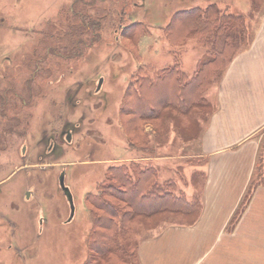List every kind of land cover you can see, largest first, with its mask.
Segmentation results:
<instances>
[{"label":"rangeland","instance_id":"374dc122","mask_svg":"<svg viewBox=\"0 0 264 264\" xmlns=\"http://www.w3.org/2000/svg\"><path fill=\"white\" fill-rule=\"evenodd\" d=\"M212 2L239 16L247 28L229 55L248 47L264 0H0V264L83 261L90 225L84 195L94 190L107 166L135 156L118 120L124 90L140 63L160 67L176 61L191 73L200 58L210 59L193 38L181 48L171 46L163 29L176 11ZM189 27L175 17L171 43L181 42ZM138 28L143 31L130 33ZM209 93L201 109L206 113L194 110L190 100L176 105L195 112L185 120L175 114L157 139L160 144L153 140V153L166 155L154 162L158 180L172 178L177 193L197 205L206 173L198 148L213 107ZM145 124L154 139L156 128ZM259 152L240 210L256 186L264 187V143ZM61 173L72 216L59 186ZM164 215L147 226L139 222L135 240L191 216L172 221Z\"/></svg>","mask_w":264,"mask_h":264},{"label":"trees","instance_id":"16d2710c","mask_svg":"<svg viewBox=\"0 0 264 264\" xmlns=\"http://www.w3.org/2000/svg\"><path fill=\"white\" fill-rule=\"evenodd\" d=\"M175 17L182 18L190 25L181 42L176 45L171 43L173 39L169 30ZM132 26L134 23L123 27L122 33ZM142 28L130 33L135 35L139 30L143 31ZM163 31L166 38H169L168 43L175 47L181 48L187 38H193L199 46L205 48L204 54H210V59L200 58L191 73L179 68L180 63L176 61L160 67L149 62L140 63L137 67L124 90L118 120L129 145L138 156L154 154L153 140L157 146L160 144L157 139L167 133V122L175 114L183 116L185 120L190 118L194 110H201L206 106L204 98L208 80L218 68L220 72L216 80L220 78L222 70L232 57L228 49L241 39L247 28L239 16L221 11L212 2L205 7L176 11ZM201 74L203 75L199 77ZM168 75L172 80L166 78ZM163 92L166 94L160 98ZM189 100L195 106L193 111L186 104L184 109L176 107ZM201 111L206 113L204 109ZM146 121L156 128L154 139L151 132L145 130ZM157 174L155 166L143 164L138 159L106 167L94 190L87 192L83 198L90 225L85 236V258L78 264H140L137 253L139 241L134 238L139 222H145L147 226L155 216H162L164 213V217L172 221L191 215L187 220L172 223L191 224L195 221L200 205L187 200L185 194L177 193L179 191H176L172 178L159 181ZM239 213L237 211L234 217L237 218ZM158 221L155 219L153 224Z\"/></svg>","mask_w":264,"mask_h":264},{"label":"crops","instance_id":"0c3cea01","mask_svg":"<svg viewBox=\"0 0 264 264\" xmlns=\"http://www.w3.org/2000/svg\"><path fill=\"white\" fill-rule=\"evenodd\" d=\"M231 56L205 92L207 99L213 93V107L199 140L206 162L200 211L191 224L142 237L140 264H264V187L240 210L264 143V11L248 47ZM165 156L126 159L155 166Z\"/></svg>","mask_w":264,"mask_h":264},{"label":"water","instance_id":"95a60500","mask_svg":"<svg viewBox=\"0 0 264 264\" xmlns=\"http://www.w3.org/2000/svg\"><path fill=\"white\" fill-rule=\"evenodd\" d=\"M101 82H102V79H99V82H98V86H97V88L100 87ZM58 182H59V186H60V188L64 191V193H65V194L67 195V197H68L69 204H70V216H72L73 213H74L73 201H72V198H71V196H70L69 189H68V187H67V186L65 185V183H64V174H63V173L60 174ZM26 195H29V193L27 192Z\"/></svg>","mask_w":264,"mask_h":264}]
</instances>
